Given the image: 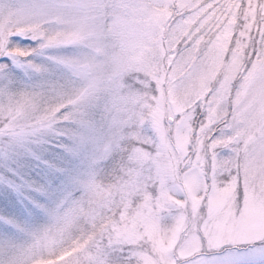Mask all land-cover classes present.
I'll list each match as a JSON object with an SVG mask.
<instances>
[{
  "label": "snow or ice",
  "instance_id": "6c2138e0",
  "mask_svg": "<svg viewBox=\"0 0 264 264\" xmlns=\"http://www.w3.org/2000/svg\"><path fill=\"white\" fill-rule=\"evenodd\" d=\"M0 264H264V0H0Z\"/></svg>",
  "mask_w": 264,
  "mask_h": 264
}]
</instances>
